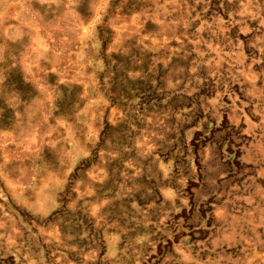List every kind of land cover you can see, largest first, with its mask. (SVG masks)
Masks as SVG:
<instances>
[{
    "label": "rangeland",
    "instance_id": "1",
    "mask_svg": "<svg viewBox=\"0 0 264 264\" xmlns=\"http://www.w3.org/2000/svg\"><path fill=\"white\" fill-rule=\"evenodd\" d=\"M0 264H264V0H0Z\"/></svg>",
    "mask_w": 264,
    "mask_h": 264
}]
</instances>
